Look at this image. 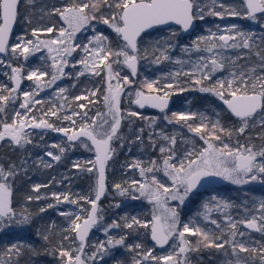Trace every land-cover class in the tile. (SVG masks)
Wrapping results in <instances>:
<instances>
[{
  "label": "snow or ice",
  "instance_id": "1",
  "mask_svg": "<svg viewBox=\"0 0 264 264\" xmlns=\"http://www.w3.org/2000/svg\"><path fill=\"white\" fill-rule=\"evenodd\" d=\"M20 2L21 0H0V54L10 52L12 59L22 57L27 61L35 53L46 51L47 59L51 61V72L41 68H32L28 70L27 75L22 76L23 66L14 67L9 63L7 67L11 68L9 79L12 81L13 87L8 90V95H0V112L5 111L3 105L16 99L14 94L20 88L22 79L32 81L34 88L30 92L23 93V102L20 104V108L28 113L31 112L32 107L43 103L34 97L38 96L40 91L52 87L58 80L68 75L65 73V68L70 63L68 58L78 48H81L86 55L78 61L83 67L76 73L77 79L86 73L93 76L106 74L104 78L106 87L102 95L106 111L97 112L99 120L96 117L88 116L87 104H78L77 107L84 111H72V115L62 117V120L71 121V126L57 127L45 117L61 119L59 111H63L65 108L64 103H61L59 110L54 105L48 111H44L40 117L33 116L31 120L26 114L21 115L17 112L11 123H3V130L0 131V141L8 139L13 145L23 147L24 144L31 142L27 139L24 131L26 125L34 129H51L66 136L70 146L72 143L80 141L88 151L94 150L95 152V159L73 164V167L95 175L93 188L95 198L79 196V200L90 205V209L80 207L81 214L65 211L59 213L60 216L66 218L68 223V227L62 230L66 234L62 236L59 245L51 249V254L58 252L60 264H97L98 257L103 260L104 256L108 255L109 249L118 246L126 248L129 252L141 249L143 245L139 243L127 245L126 235L116 238L109 234L111 229L123 228L134 231L136 227L149 229L151 240L160 248L175 238L178 240V244L174 243L172 247L178 251L169 252L163 256H154L152 250L148 249L143 253H137L141 258H133L132 264H143L148 260L155 261L156 264H191L187 254L199 252L201 249L224 250V254L228 256L225 264H255L257 260L259 264H264V241L254 242L258 246H252L236 239L237 236L245 237L247 235L244 231L239 230L238 225H243L245 229L260 233L264 237V199L259 202L257 209L259 216L252 215L251 218L245 217L234 221L226 213V210L236 207V205L217 195L210 196L202 203L203 211H197L195 215L215 225L219 231L198 226L194 218L188 223H184L181 228L177 208L167 207L170 200L179 201L180 205H184L185 201L197 192L205 177H219L238 186L252 182L264 185V144H261L259 148L253 144H241L236 149H231L227 144L217 147L213 143V141L221 140V136L217 133H227L231 137L233 130L223 128L218 120L209 128V125L205 123L208 117L204 114H200L201 122L199 124L188 123V121L196 119L194 113L174 112L171 117L167 115L164 117L168 123L183 122L182 126H186L189 132L203 140L205 145L198 151L185 150L181 157L174 147L177 143L176 136L163 137L169 141V146H161L159 151L162 155L166 154L162 162V171L163 175L171 181L170 186L157 180L155 176L151 178L150 183L132 180L127 188L120 183L113 185L114 190L120 196H130L132 200L144 198L149 204H152L153 214L150 222L141 221L136 216H132L130 219L124 216L121 218L124 221L123 224L115 220L107 225L101 224L104 217L100 214L101 209L98 204L106 192V167L115 151L112 148V141L122 139L119 135L122 121L125 116L149 119L136 111L124 112L121 109V97L125 92V86L133 84L132 78L137 76V66L141 59L142 34L157 26L170 24L179 25L183 32H188L190 28L195 27L194 21L203 20L205 15L220 19H224L226 16L243 17L256 22L258 14H264V0H242L240 6L227 5L221 0H212L211 5L205 6H201L197 0H71L68 5L62 8H53L47 13L49 16H58L59 20L63 22L62 26L33 28L31 31L33 39H26L21 35L17 37V43L10 45V35L20 15ZM28 3L34 4L35 0H28ZM217 7L222 10L216 11ZM206 8L207 11H205ZM93 21L106 25L123 43L117 49H113L109 46L108 37L96 32L95 29H93L95 34L88 37L87 44L74 43L76 34L81 30H86ZM216 27L217 31L209 30L208 35L192 40L191 47L181 48L185 54L191 51L202 54L196 62H193L191 72H171L169 76L172 82L161 83L160 80L147 79L142 81L140 89L135 91V98L131 100V103L141 109L149 107L164 113L169 106V98L177 90L180 92L189 90L188 87H181L178 82V77L185 75L190 78L192 90L209 93L223 102L227 111L240 122L239 127L235 128L236 132L243 135L250 126H259L264 130V35L258 38L260 42L257 44V38L253 32L241 31L235 25L224 29H220L219 25ZM260 27L264 28V22L260 23ZM41 35H46L47 38L41 39ZM175 35L176 33L173 32L172 36ZM173 47L174 44L170 38L157 40L150 45L153 54L152 63L160 64L169 61L171 59L169 52ZM241 48L248 50L249 53L255 51V55L259 58V64L245 67V65L237 64L238 60L244 59L243 56L237 54L236 57H231L225 54L229 50ZM157 52L159 54L155 55ZM204 53L207 55H203ZM148 56L149 47H145L143 58L148 59ZM40 59L43 60L45 57L41 55ZM173 62L188 63V61L181 60ZM113 64H122L130 71L131 77L127 75L121 77L120 72L114 70ZM226 65L229 68L230 78L219 79L211 84L205 83L211 81L217 71L225 70ZM258 68L260 71L257 70ZM45 77L50 78L45 80ZM114 80L116 83H113ZM66 91L65 88H59L56 95L66 100L67 97L63 96ZM97 91H90L87 96H76L75 100H87L88 104H96L98 99H92V97L97 96ZM74 116L80 117L79 123L73 119ZM155 122V118H151L148 127H151ZM151 135L149 133L150 139ZM139 138L138 136L137 139ZM260 138L264 140V131ZM86 141L90 142V147ZM51 147L57 148L61 154L65 152V148L59 145L53 144ZM45 155L57 162L61 159L60 155H55L52 152H46ZM84 164L91 166L84 167ZM51 166L49 163H44V167ZM128 167L138 169L142 178L147 173L161 171V166L156 160H152L148 167L142 166L140 161H133ZM24 170L26 171V169ZM16 175L18 172L15 164H10L7 170L0 166V229L6 226L10 227L12 223L28 224L30 220L31 214L26 210L17 213L11 206L12 186L8 181L9 178H14ZM42 186L47 187V185L37 184L32 187V191L38 192ZM135 193H139V195L137 196ZM52 198L57 204L78 205V199L71 198L68 193H52ZM34 199L40 200L42 197L39 195L25 196L26 201ZM213 204L217 210L224 213L226 227L218 223L216 219H210L213 210L211 205ZM54 206L48 204L47 208ZM160 209L163 211L159 212ZM46 210L45 207H41L39 212L42 213ZM18 216L22 218H17ZM94 228L102 230L107 239L92 245L94 250L86 255L85 249L88 246L89 234ZM37 234L40 235L39 232ZM186 236H194L197 239L193 243ZM42 239L45 242H50L48 234H43ZM63 241H69V247L65 248ZM73 244L76 246L72 247ZM27 248L32 255L39 254L30 245ZM228 248L231 249L230 256ZM24 249L25 245L21 243L8 245L4 255L9 257V260L4 261L3 264H19L18 259L13 260L12 258L20 257ZM242 253L249 255L242 256L240 255Z\"/></svg>",
  "mask_w": 264,
  "mask_h": 264
},
{
  "label": "rangeland",
  "instance_id": "2",
  "mask_svg": "<svg viewBox=\"0 0 264 264\" xmlns=\"http://www.w3.org/2000/svg\"><path fill=\"white\" fill-rule=\"evenodd\" d=\"M22 2H24L25 5L28 7H31L35 4L42 3V5L46 6L48 8V10L51 11L53 8H56V7L62 8L66 5H68L71 2V0H67L64 3H57V2H54L53 0H35V3L31 4V5L28 3V0H21L19 6H21ZM221 2L224 4H227V5H231V6L242 5V0H221ZM197 3H199L201 6L211 5L212 0H197ZM215 10L221 11L222 9L217 7ZM205 11H207V8L205 9ZM56 17H57V19H56V25L55 26L58 28V27L63 25V22L59 20L58 16H56ZM196 21H197V30L192 32L189 35H185L178 27H168V28H161V29H157L155 31H152V32L146 34L145 36H143L141 38L142 50H144L145 47H149V56H148V59H144L141 55V59L138 62V69L141 71V74L143 77L140 78L141 81L139 79L137 80V77L139 74V71H138L137 77H136V79H134V83L131 84L130 86H125V92L121 97V109L124 112H126L128 110L136 111L141 116L147 117L149 119L145 120V119H139L137 117L125 116V119L123 121H125V120H127V121L128 120L139 121L141 123V126L137 130H135L133 133L131 132L132 139L130 142H127L124 144L119 142V145L117 146L116 153L118 151H121L123 153V155H126L127 159L120 161L116 166H112L111 161L113 160L114 154L116 155V153L114 151L112 158L107 163L106 182L110 183L112 190H114L113 185L116 183H120V184H122L123 187L127 188V187H129V184L132 180H136L138 182L147 181L150 183L151 178L153 176H155V178L157 180L161 181L162 183H164L168 186L171 185V181L163 175V171H162V162H163L164 155H166V154L162 155L159 151V148L161 146H166V147L169 146V141L163 139L164 136H168L169 138H171L172 136H176L177 143L174 147H175L178 155L181 157L183 156L185 150H196V151H198L201 148L205 147L203 140H201L195 134L189 132L188 128L186 126H182L183 122L168 123V121L164 119L165 115L171 117L174 112L175 113H194V114H196V119L188 121L189 124H199L201 122L200 121V114H204L205 116L208 117V119H207V121H205V123H208L209 121L216 123V121L222 116V108L219 106L221 104L220 100L217 99L215 96H212L209 93H201L198 90H192L190 87V78L188 76H185V75L179 76L178 82H179L181 87H188L189 90L183 91V92H180L177 90L175 92V94L171 96L174 99V104L177 106V108L175 110H172L169 113L166 112L163 115H158V114H153V113H145V114L141 113L140 110H138L132 103H130L131 100L135 98V91L140 89L141 82L146 80V79L147 80H160L161 83L172 82L171 78L169 76V74L171 72H176V71L191 72L193 70V62H196L198 60V57L202 54L197 53L195 51H191V52L185 54L181 51V48L182 47H191L192 40L196 39L199 36L208 35L209 30H211L213 32L217 31V27H216L217 25L220 26V29L228 28L232 25H235L241 31L253 32V33H255V36L257 38V44H259V42H260L258 38L261 35H264V28L260 27V23L264 22V14L259 15L258 21H256V22H253V21L248 20V19L243 18V17L226 16L224 19H220L218 17L209 16V15H205V18L203 20L197 19ZM19 22H20V20L18 17L17 23H16V31L18 29ZM22 22L24 25L26 23V19H23ZM50 26H53V25H48L47 27H50ZM93 29H95L96 32H100V33L104 34L106 37H107V34L105 33V31H108V32L115 34L106 25L99 24V23L93 21L92 25H90L86 30H81V32L76 34L74 43L87 44L88 43V37L95 34ZM31 31L28 33L29 36H27V34L25 32V27L21 28L20 32L14 33L13 38L10 42V45L17 43L18 42L17 37L21 36V35L25 36L26 39H33V37L31 36ZM173 32L176 33L175 36H172ZM47 35H54V34H47ZM40 38L45 39V38H47V36L41 35ZM163 38H170L171 42L174 44V47L169 52L171 59L169 61H164L160 64L152 63L153 54L151 52L150 45L154 44L157 40H163ZM122 43L123 42L121 40H120V42L117 41L114 44L113 49H117L118 46L121 45ZM243 52L247 53L249 51L241 48V49L229 50L225 54L228 56H231V57H236L237 54L242 56ZM158 54H159L158 52L155 53V55H158ZM41 55H43L45 57V59H43V60L40 59ZM85 55L86 54L82 51V49L78 48L76 50V52H74L72 54V56L68 58L70 63L65 68V73H67L68 75H66L63 78H61L60 80H58L56 82V84L52 85V87L45 88L43 91H40L39 95L35 96L34 99L41 100L43 103L51 102L52 105L50 108H52L55 105V107L57 109L56 102L58 100L62 101L64 99L60 96H57L56 93L58 92L59 88L68 89L69 83H67L66 79L71 81L70 87L73 88V85H75L77 81L79 82V79L83 78V79L88 81L93 76L91 74L86 73L84 76H80L78 79L76 78V73L78 71H81L82 67H83L82 65H80L78 63V61L82 57H84ZM203 55H207V54L204 53ZM5 57L8 59L11 58V53L9 52V53L4 54L3 56L0 57V61H3V63H0V75L2 77H4L3 79L5 80L3 82L4 84L2 85L1 88H2V90L6 91L4 95H8V90H10L12 88L9 85V83L12 86H13V84H12V81L9 79V77L11 75V68L7 67V65L9 63H6ZM175 60L188 61V63L177 64V63L173 62ZM17 63H18V65H17ZM14 64H15L14 67L23 66L25 71L22 72V76L27 75L28 70H30L32 68H41L43 70L48 71L49 73L51 72V68H50L51 61L47 59V52L46 51L43 53H40V52L35 53V55L30 56L27 61H25L22 57L19 58V61H18V59H15ZM258 64L259 63L255 62L252 66L258 65ZM73 65H75V67H73ZM12 66H13V64H12ZM113 68H114V70H117L120 72L121 77H123L125 75L131 77L130 71L126 67H124L122 64H113ZM257 70L260 71L259 68ZM226 77L230 78L229 77V68L227 65H226L225 70L217 71L213 75L212 80L210 81V84L215 82L216 80L224 79ZM49 78L50 77H45V80H47ZM113 83H116V81L114 80ZM105 87H106V85H105ZM33 88H34V85H33L32 81H29L26 79L21 80L20 88L17 90V93L14 94L16 97L18 96L19 98H21L20 102L17 103L16 99L14 101L10 100L9 102H7V104L12 109V120L16 116L17 112H19L21 115L26 114L28 116L29 120H31V118L33 116L37 117V115L43 114V112H44V110H42L43 103L35 105L34 107H32L31 112H28V113H25V110L20 108V104L23 102V93L24 92H30L33 90ZM91 91H96V90L94 89ZM89 92H90V90H88L86 94H88ZM79 95H82V94H79ZM194 95H195V97H198L199 100H202L203 97L206 95L208 98H210V100L204 104V107L196 108L195 106L194 107L192 106V103L194 102ZM63 96L67 97V91L63 94ZM92 99H98V98L92 97ZM101 100H102V96H101ZM71 101H76V100L74 98L73 100L69 99L68 101L64 102L65 108L61 112L62 115L60 116L61 119H59V121L61 123H65V124H60L57 127H70L71 121L62 120V117L64 115H72V111L79 112L78 109H80V108L76 109L75 106L71 107V105H70ZM102 102H103V100L100 101L98 99V103H96L90 107L91 112L88 113L89 117H96L98 120L100 119V117L97 116V112L99 111L100 113H103L106 111V109L104 108V104H102V106H101L102 110L97 107L98 104L100 105V103H102ZM50 108H48V109H50ZM48 109H45V111H48ZM57 110H59V109H57ZM151 118H155L156 122L151 127H148V124H149ZM73 119H75L78 123L80 122V117H78V116H74ZM239 125H240V122L235 123V125L233 127L234 131H235V128L239 127ZM256 127H259V126H255V127L250 126L246 130H253ZM120 129H121V127H120ZM141 129H143V131H140ZM259 130H260V134L262 133V131H264L261 128ZM51 131H52L51 129H43V128L34 129V128H32L31 130H27L25 132V134L27 135V139H29L31 141L30 143L32 145H34L36 148L35 149V155H33V157H32V161H33L32 163L36 167L41 168V169H45L47 167H44V163H49L52 166L57 163V161H54L51 159V157L45 155L46 152H52L55 155H60L61 159L64 157H69V155H72L71 156L72 158H70V160L68 159V163L71 164L70 166L72 169L77 170L76 172H74L71 175V177H75L76 175L80 174L81 171L79 169L73 167L74 162H84V161L95 159L94 152L88 151L85 147H83L81 145L80 142H79V145L77 146V150H75V148H71L69 146L62 145L57 140H53V141L51 140V142L48 140H45L46 136L48 134H50ZM149 133L152 134L151 139L149 137ZM235 133H238V132L235 131ZM138 136L140 137L139 139H137ZM255 137L256 136H254V139H257V137H260V135L257 136L256 138ZM86 143H88V142L86 141ZM213 143L217 147H222L223 144H227L231 149H236L239 147V145L242 144V143L238 142V143H235V145H232L231 143H229V141H222V140L213 141ZM53 144L59 145L60 147H64L65 152L63 154H61L57 148L51 147ZM88 145H89V143H88ZM89 147H90V145H89ZM112 148L115 150V148L113 146H112ZM152 160L157 161V163L161 166V171H153L152 173H147L145 175V177H143V178L141 177L138 169L128 167V165H130L133 161H140L142 166L148 167V166H150V162ZM258 162H259V158H258ZM90 166L91 165L84 164V167H90ZM66 185H69V186L71 185L70 186L71 189L62 190V191H58V189L52 190V192H50L49 194L41 195L42 200L43 199L46 200L49 197L51 198L52 193H58V194L68 193L71 195V198L78 199V205L79 206L78 205H72L69 203L57 204V202L52 198L53 201L46 202L44 207L46 209L50 210V212H54L57 215H59V213L61 211L73 212L74 214H81L80 213V207H83L84 209H89L90 205L84 203L83 200H79V196H86V197H89L91 199H94L95 194H94L93 188L95 185V181H94L93 186L91 188H86V189H81V190H75L74 188H72V181H70V180L67 181ZM223 186L224 187H242V188L247 189L248 195L250 196V199L254 204H256V203L260 202V200L264 199V197L262 198L261 196H258L257 194L253 193V191L258 190L257 188L264 187V185H261L259 182H252V183L247 184V185H239L238 186V185L230 184L227 181H224ZM115 194L119 195L116 191H115ZM107 195H109V194H108V188L106 187V192H105L104 196H107ZM135 195L138 196L139 193H135ZM212 195H217V196L223 198L221 196L220 192H218L216 189V190L207 192L206 194L195 193L187 201H185L184 205H180L179 201L170 200L167 203V207L177 208L179 216H180V227L181 228H182L184 223H188L190 220H192L194 218L195 222L197 223L198 226L203 227L205 229H209V228L215 227V225H212L209 222L204 221L201 217H197L195 214L197 211H203L202 203L205 202ZM110 196L114 197V193H111ZM121 197L124 200V203L119 208L125 207V209H124V212L119 215L120 218L127 216L130 219L132 216H136L141 221H144V222H150L151 221L152 214H153V205L149 204L146 199L140 198L138 200H132L130 196H121ZM223 199H225V198H223ZM48 204H53L55 206L52 208H47ZM211 206H212L213 210L210 214V219H215V216H213V215H218L219 217H221L223 219L222 222H218V223H222V225H223V222L225 221L224 213L217 210V208L215 207V204H213ZM258 208H259V206H258ZM162 211H163V209L159 210V212H162ZM226 213L228 215H230L229 209L226 210ZM252 215L259 216L258 213H251V214H247V215H243V216L239 215V217L233 216V215L232 216L230 215V216L235 221V220H239V219L245 218V217L251 218ZM105 225H107V223ZM66 227H68V223L66 224ZM238 228L240 231H245L243 225H238ZM94 230L96 231V234L93 235V238L96 241H98V243L100 241L107 239V237L103 234L102 230H98L96 228ZM110 232H109V234L112 235V233H110ZM121 233H125V231L121 230ZM123 235H125V234H123ZM112 236H114V235H112ZM242 238L243 237H239V236L236 237L237 240H241ZM91 241L92 242H90L91 243L90 245H92V243H93V240H91ZM169 241H170V244H169L168 248L166 250L162 251L161 253L155 252V246L154 245H152V247L149 246L147 248V250L151 249L154 256H163V255L168 254L169 252L178 251V249H174L172 247V245L174 243L178 244V240L173 238ZM69 243L70 242L67 241V244H69ZM94 243L97 244L96 242H94ZM73 245H72V247H73ZM90 253L91 252H88L87 254H90ZM143 264H156V262L152 261V260H148V261H144Z\"/></svg>",
  "mask_w": 264,
  "mask_h": 264
},
{
  "label": "trees",
  "instance_id": "3",
  "mask_svg": "<svg viewBox=\"0 0 264 264\" xmlns=\"http://www.w3.org/2000/svg\"><path fill=\"white\" fill-rule=\"evenodd\" d=\"M55 2V1H54ZM25 5L24 2H22L21 6H19V25L18 29L16 31L20 32L21 28L25 27V32L27 36H29V32L33 28H43L47 27L48 25H56V16H49L47 13L50 12L48 8L42 3L40 4H35L31 7H28ZM23 19H26V23L23 25ZM31 21V22H29ZM107 34V37L109 39V46L111 48H114V44L119 41L120 38L117 37L115 34L105 31ZM145 36V35H143ZM142 36V37H143ZM140 49H141V55L142 57L144 56V50H142V45L140 43ZM242 56L244 59L238 60L237 64L239 65H245V67H251L255 62L259 63V58L255 55V51L249 53V52H243ZM14 60L12 58H6L5 61L6 63H12L13 66ZM19 61V59H18ZM18 65V63H17ZM25 71V70H24ZM139 74L137 77V80L142 78L141 71L138 69ZM105 73H102L101 76H92L90 80H85L83 78L79 79V82L77 81L75 84V87L71 88L70 84L71 81L67 80L68 89H67V99L62 100V101H57V109H59V105L61 103H64L68 101L69 99L73 100L76 96L79 94L87 96L88 90H98L97 91V98L101 100V96L103 95L104 88H105ZM0 75V95L5 94V90H2V85L4 84L3 82L5 81ZM133 79V78H132ZM134 80V79H133ZM141 81V80H140ZM206 84H210V81H206ZM9 85L13 87L10 83ZM197 93V92H196ZM21 98L18 96L16 97L17 103H19ZM210 98H208L206 95L203 97L202 100H199L198 97H195L194 95V102L192 103V106L196 108H202L204 107V104L208 102ZM131 103V102H130ZM78 104H87V111L90 113V107L94 104H88L87 100H80V101H71L70 105L75 106L76 109H78L77 105ZM102 103L100 105L98 104V108L101 109ZM51 102H45L43 103L42 110L45 111V109H48L51 107ZM65 105V103H64ZM222 108V105H219ZM5 108L4 112H0V130L2 129V125L4 122L11 123L12 122V109L10 106L6 103L3 105ZM39 107V106H38ZM49 110V109H48ZM102 110V109H101ZM79 112H82L84 110L78 109ZM62 111L59 112V115L61 116ZM41 115H37V118L40 117ZM45 119H48L50 123L54 124L55 126H59L60 124H65L61 123L59 119L56 117H45ZM131 121V123H129ZM220 125L229 130H233V135L229 137L227 133H220L218 132L217 135L221 136L222 141H229L232 145H235V143H242L244 145L248 144H253L256 146V148H259L261 144H264V140H262L261 134H260V128L261 127H256L253 130H246V132L241 135L239 133H235L234 131V125L236 121L234 118H232L229 114L226 113V111L223 110L222 108V116L218 119ZM217 122V121H216ZM214 122L209 121L207 124L209 125V128H211V125ZM141 126V123L139 121H134V120H125L121 124V129L119 130V135L122 137V139H114L112 141V146L115 148V153L117 146L119 145V142L121 143H127L130 142L132 137H131V132L133 133L135 130H137ZM260 137H257L259 136ZM254 136L257 137V139H254ZM255 137V138H256ZM35 146H25L23 148H19L16 151L10 152L7 158L9 159L8 166L10 164H14L17 161L22 160V156H25V153L29 152L31 156L35 155ZM15 159V160H14ZM127 157L126 155H123L121 151H118L116 155L114 154L113 160L111 161L112 166H116L120 161L126 160ZM66 159L62 158L59 164L65 163ZM113 162V163H112ZM115 162V163H114ZM7 166V167H8ZM58 167V166H57ZM56 169L58 170L59 167ZM8 169V168H7ZM81 171V170H80ZM18 175H16L14 178H9V183L12 186V208L16 210L17 213H21L23 211H27L28 213L31 214L30 220L28 224L21 225V230H23V235L25 237L31 238L29 240V243L25 244V249L21 253L20 257H13L12 259H18L19 264H60V258L58 252L51 254V249L55 246H58L61 238L64 234L61 229L66 227L67 220L65 217H62L60 215H55L54 213L50 212H39V209L41 208V202L39 201H26L25 196L30 195L29 187L33 183H40L41 185L44 184V182L47 181V174L49 175V172H46L44 169L38 168L35 165L29 166L26 168V171L22 169L20 166L18 167ZM68 180L72 181V188L75 186L81 190V189H86V188H91L93 186V183L95 181V175L92 173H88L86 171H81L80 174L76 175L75 177H68ZM109 183V182H107ZM52 186L48 185L47 187H41L40 189L43 191L50 192V188ZM109 189L111 186H109ZM71 189V188H68ZM77 189V190H78ZM258 190L253 191V193L257 194L258 196H261L262 198L264 197V187L262 188H257ZM218 192H220L221 196L225 198L226 200L230 201L231 203H234L236 207H232L229 209V214L232 216H237L239 215H247L251 213H258L257 211L259 202L254 204L250 196L248 195V190L242 187H220L217 189ZM114 191L111 189L108 191L107 196H104L103 201H101L100 204H105L106 208H109L110 205H107L104 200L111 197L110 194L113 193ZM114 198L117 199H122L121 196L115 194L114 192ZM247 209V211H245ZM215 216V219L218 222H222V218L219 217L218 215H213ZM17 218H22V217H17ZM222 225V223H220ZM52 225V226H51ZM18 224L12 223L10 227L6 226L3 229H0V257H2V260H0V264H3L4 261H8L9 257L4 255V251L8 245H10L13 233L16 232V229L18 228ZM224 227L225 221L223 222ZM214 231H219L215 227H212ZM40 233L38 235L37 233ZM247 235L243 237L241 240L252 245V246H258V244H255L254 242H259V241H264V237L260 235V233H251L248 231H244ZM43 234H48L50 237V242H45L42 239ZM187 239H189L191 242L195 243L196 237L194 236H186ZM65 243V248L69 247V244H67V241H63ZM30 245L33 249H36L39 254L37 255H32L29 251L27 246ZM228 254L230 256L231 254V249L228 248ZM242 256H247L249 254L247 253H242L240 254ZM188 258L191 260V264H225L226 259H228V256L224 254V250H219L217 251L216 249H201L199 252H190L188 254ZM255 264H259V261L257 260Z\"/></svg>",
  "mask_w": 264,
  "mask_h": 264
},
{
  "label": "flooded vegetation",
  "instance_id": "4",
  "mask_svg": "<svg viewBox=\"0 0 264 264\" xmlns=\"http://www.w3.org/2000/svg\"><path fill=\"white\" fill-rule=\"evenodd\" d=\"M170 98L172 99V107L169 110L165 111L164 113H161L159 111H155V110H152V109H139L134 104L133 105L138 110H140L141 113H144V114L145 113H153V114L163 115L166 112L169 113L172 110H175L177 108V106L174 104V99L172 97H170ZM220 103L222 105L223 110L226 111V113L229 114L232 118H234V120L236 122H239V120L236 117H233L227 111V109L223 106L221 100H220ZM27 127H28V129H26L25 132L27 130H31L32 129L29 126H27ZM0 131H2V129ZM45 140H48L50 142H51V140L52 141L53 140H57L62 145L69 146L71 148H75V150H77V146L79 145V142H80V141H77L76 143H72L71 146H70L68 140L65 137L59 136L54 131H51V133L46 136ZM26 144H27V146H32L31 143H26ZM24 146H25V144H24ZM23 147H19V146L13 145L11 143V141L8 140V139H5L4 141H0V166H2L5 170H7V168H8L7 166H8V163H9V159L7 158V156L9 155V153L13 152V151H16L19 148H23ZM71 156L72 155H69V157H64V159H67V160L62 165L59 164L60 162L58 161L53 166L47 167V168L44 169L46 172H49V175L47 174V176H46L47 181L44 182L43 185H47V186L51 185L52 187L50 188V192H52V190H56V189H58V191H62V190H67L68 188H71L70 187L71 185L70 186L66 185L67 181H69L68 177H71V175L74 172L77 171L76 169H72L71 166H70L71 164L68 163V159L70 160V158H72ZM32 157L33 156H31L29 152L25 153V156H22V160L21 161H19V162L17 161L16 163H14L16 165V170L18 171V167L19 166L22 169H26L27 167L34 165L32 163L33 162L32 161ZM57 166L59 167L58 170L56 169ZM37 184L41 185L40 183H36V184L33 183L29 187V191L31 192L30 195L35 197L37 195L41 196L43 194L45 195V194H49L50 193V192L46 193V191H43L41 189H39L38 192H33L32 191V187L34 185H37ZM106 184H107L106 187L108 188V191L111 190V187H110V189L108 187V185L110 186V183L106 182ZM78 188L76 186L74 187L75 190H77ZM103 198H104V196L102 197V199L99 202V208L101 209V213L100 214L103 215L104 220L101 221L100 223L101 224H106V223L110 224L113 220H115V221L123 224L124 221L120 218L119 215L124 212L125 207H123V208H119V207H121L123 205L124 200L121 199V198L117 199V198H114V197H109V198L104 200L106 203H108L107 205H110L109 208H106L105 204H100L101 201H103ZM32 201H39V202H41V207H44L46 202L53 201V199H52V197L51 198L49 197L46 200H44V199L43 200L42 199L35 200L34 199ZM117 205H119V207H117ZM46 212L50 213V210L47 209ZM52 213H54V212H52ZM55 215H57V214H55ZM20 227H21V225L18 226V228L16 229V232L13 233L11 243H21V244L25 245L26 243H29V240L31 238L25 237L23 235V230H21ZM63 229H61V230H63ZM94 229L91 231V233L89 235L88 246L85 249V254L86 255H87L88 252H92L94 250L92 248V245L95 244L94 242L98 243V241H96L93 238V235L96 234V231ZM121 230L125 231V233H121ZM110 231H111L110 233H112V235H114V237H116V238H119L120 235L125 234L127 236V239H126V244L127 245H134V244L139 243V244L143 245V247L141 249H137V250H135L133 252H129L126 248L119 247V246L114 248V249H109L108 255L104 256L103 260H100L99 257H98L97 264H132L133 258H135V259H140L141 258L140 255H137V253H143L144 251L147 250V248L149 246L152 247V245H154L152 240H151V235H150V230L149 229L136 227L134 231L133 230H129V229H123V228L111 229ZM91 240H93L92 245H90L91 244L90 242H92ZM77 244H78V242H77ZM63 246L66 247L64 242H63ZM75 246L76 245L74 244L73 247H75ZM155 252L161 253L162 251L157 250V248L155 246Z\"/></svg>",
  "mask_w": 264,
  "mask_h": 264
},
{
  "label": "water",
  "instance_id": "5",
  "mask_svg": "<svg viewBox=\"0 0 264 264\" xmlns=\"http://www.w3.org/2000/svg\"><path fill=\"white\" fill-rule=\"evenodd\" d=\"M53 1H55V2H57V3H64L66 0H53ZM20 5V4H19ZM258 15H260V14H258ZM16 23H17V21H16ZM16 23H15V25H14V28H13V31H12V33H11V35H10V39H9V44H10V42H11V40H12V38H13V35H14V33L16 32ZM194 24H195V27L194 28H190L189 29V31L188 32H183L182 30H181V28H180V26L179 25H176V24H170V25H166V26H157L156 28H154V29H149V30H147V33H145V34H142V36L143 35H146V34H148V33H150V32H152V31H155V30H157V29H161V28H168V27H178L185 35H189V34H191L192 32H194V31H196L197 30V21L195 20L194 21ZM122 41V40H121ZM123 42V41H122ZM4 54H0V57L1 56H3ZM137 74H138V66H137ZM137 77V76H136ZM136 77L135 78H133V79H136ZM222 104H223V102H222ZM135 105V104H134ZM136 106V105H135ZM223 106L226 108V106L223 104ZM137 108H139L138 106H136ZM172 107V99L171 98H169V106H168V108L165 110V111H167V110H169L170 108ZM139 109H141V108H139ZM143 109H152V110H155V111H159V110H157V109H153V108H149V107H145V108H143ZM31 128V127H30ZM26 129H28V127L27 126H25V130ZM3 130V129H2ZM24 130V131H25ZM59 136H63V137H65L66 138V136H64L63 134H61V133H59V132H56ZM67 139V138H66ZM77 142V141H76ZM76 142H74V143H76ZM89 143V145H90V142H88ZM91 146V145H90ZM93 152H94V150H93ZM94 154H95V152H94ZM224 185V181L222 180V179H220L219 177H205L202 181H201V185L199 186V188H198V190H197V192L196 193H198V194H206L207 192H210V191H213V190H216V189H218V188H220V187H222ZM103 197V196H102ZM102 197H101V199H102ZM100 199V200H101ZM100 202V201H99ZM99 202H98V204H99ZM246 231H248V232H251V233H256V232H254V231H250V230H248V229H245ZM91 233V232H90ZM90 235V234H89ZM153 242V241H152ZM153 244L155 245V243L153 242ZM169 244H170V241H169V243L168 244H166L163 248H160V247H158V246H156V248H157V250H159V251H164V250H166L167 248H168V246H169Z\"/></svg>",
  "mask_w": 264,
  "mask_h": 264
}]
</instances>
